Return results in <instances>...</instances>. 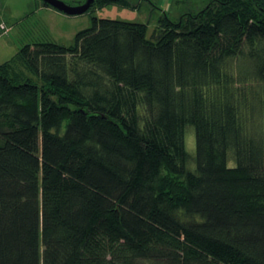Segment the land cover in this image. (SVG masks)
Returning <instances> with one entry per match:
<instances>
[{
    "label": "trees",
    "instance_id": "obj_1",
    "mask_svg": "<svg viewBox=\"0 0 264 264\" xmlns=\"http://www.w3.org/2000/svg\"><path fill=\"white\" fill-rule=\"evenodd\" d=\"M165 20L0 66V264H264V0Z\"/></svg>",
    "mask_w": 264,
    "mask_h": 264
},
{
    "label": "rangeland",
    "instance_id": "obj_2",
    "mask_svg": "<svg viewBox=\"0 0 264 264\" xmlns=\"http://www.w3.org/2000/svg\"><path fill=\"white\" fill-rule=\"evenodd\" d=\"M80 6L87 0H62ZM215 0H126V4L110 3L89 9L82 15H65L41 0H0V66L10 63L9 76L17 83L28 79L39 82L18 56L19 50L40 42H56L73 46L77 34L92 26V18L144 23L152 38L166 17L174 23L186 13H197ZM185 146L191 155L196 152L195 131L188 128Z\"/></svg>",
    "mask_w": 264,
    "mask_h": 264
},
{
    "label": "water",
    "instance_id": "obj_3",
    "mask_svg": "<svg viewBox=\"0 0 264 264\" xmlns=\"http://www.w3.org/2000/svg\"><path fill=\"white\" fill-rule=\"evenodd\" d=\"M41 1L53 7L54 9L58 10L59 12L71 16L82 15L86 13L95 2V0H87L86 3L83 5L72 6L62 0H41ZM111 1H118V0H111Z\"/></svg>",
    "mask_w": 264,
    "mask_h": 264
}]
</instances>
